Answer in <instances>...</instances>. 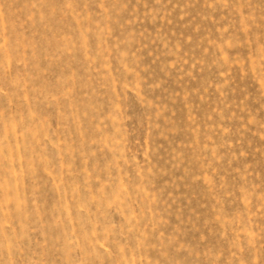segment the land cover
<instances>
[{"label": "rangeland", "instance_id": "rangeland-1", "mask_svg": "<svg viewBox=\"0 0 264 264\" xmlns=\"http://www.w3.org/2000/svg\"><path fill=\"white\" fill-rule=\"evenodd\" d=\"M0 264H264V0H0Z\"/></svg>", "mask_w": 264, "mask_h": 264}]
</instances>
